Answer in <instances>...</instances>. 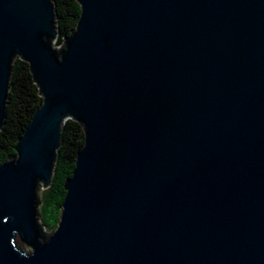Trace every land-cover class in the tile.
<instances>
[{
    "label": "water",
    "instance_id": "1",
    "mask_svg": "<svg viewBox=\"0 0 264 264\" xmlns=\"http://www.w3.org/2000/svg\"><path fill=\"white\" fill-rule=\"evenodd\" d=\"M76 1L56 46L52 0H0V127L15 57L42 97L0 164V264H264V0Z\"/></svg>",
    "mask_w": 264,
    "mask_h": 264
},
{
    "label": "trees",
    "instance_id": "2",
    "mask_svg": "<svg viewBox=\"0 0 264 264\" xmlns=\"http://www.w3.org/2000/svg\"><path fill=\"white\" fill-rule=\"evenodd\" d=\"M52 2L57 20V37L54 44L58 46L75 28L80 5L76 0ZM41 102L42 97L28 63L15 57L12 61L3 125L0 127V164L15 156V144ZM83 142V127L75 120L67 119L62 126L51 184L40 192L39 220L46 231H52L58 225L65 196L63 183L72 174L76 154Z\"/></svg>",
    "mask_w": 264,
    "mask_h": 264
},
{
    "label": "rangeland",
    "instance_id": "3",
    "mask_svg": "<svg viewBox=\"0 0 264 264\" xmlns=\"http://www.w3.org/2000/svg\"><path fill=\"white\" fill-rule=\"evenodd\" d=\"M42 190H43V188H40V189H39V195H40V192H41ZM39 205H40V204H39ZM39 205H38V206H39ZM46 233H47V234H50L51 231L47 230ZM19 243H20L19 245H22V246L26 247V249H27L28 251L30 250V247L26 246V245L23 244L22 242H19Z\"/></svg>",
    "mask_w": 264,
    "mask_h": 264
}]
</instances>
